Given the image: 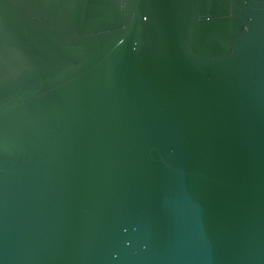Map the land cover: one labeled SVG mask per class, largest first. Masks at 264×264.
<instances>
[{
  "label": "water",
  "instance_id": "95a60500",
  "mask_svg": "<svg viewBox=\"0 0 264 264\" xmlns=\"http://www.w3.org/2000/svg\"><path fill=\"white\" fill-rule=\"evenodd\" d=\"M0 264H264V0H0Z\"/></svg>",
  "mask_w": 264,
  "mask_h": 264
}]
</instances>
